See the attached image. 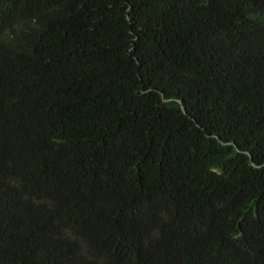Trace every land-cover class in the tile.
Returning <instances> with one entry per match:
<instances>
[{
    "label": "trees",
    "instance_id": "16d2710c",
    "mask_svg": "<svg viewBox=\"0 0 264 264\" xmlns=\"http://www.w3.org/2000/svg\"><path fill=\"white\" fill-rule=\"evenodd\" d=\"M0 264H264V0H0Z\"/></svg>",
    "mask_w": 264,
    "mask_h": 264
}]
</instances>
